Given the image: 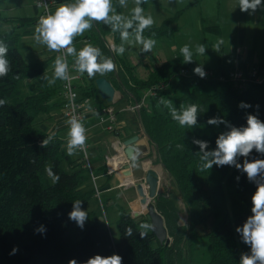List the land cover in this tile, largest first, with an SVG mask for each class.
Returning <instances> with one entry per match:
<instances>
[{"label":"trees","instance_id":"16d2710c","mask_svg":"<svg viewBox=\"0 0 264 264\" xmlns=\"http://www.w3.org/2000/svg\"><path fill=\"white\" fill-rule=\"evenodd\" d=\"M150 2L147 0L141 5L144 11ZM113 3L121 13L118 0ZM39 13L31 18L5 19L20 27L35 26ZM181 13L178 11L160 26L146 29L144 36L172 37L177 27L171 24ZM92 30L94 34L88 36L89 43L98 46L116 65L114 71L104 76L122 91L124 99L140 102L145 91L164 85L163 89H158L157 96L149 98L147 106L140 109L139 117L145 133L157 146L160 161L170 174L173 187L189 207L190 228L177 224L176 206L163 195H159L155 204L165 218L169 236L173 238L171 244L158 241L159 246L155 247V236L140 235L143 231L140 224L150 223L147 215L138 220L131 213L122 212L117 223L120 234L117 242L105 220L93 223L87 220L81 229L69 219L73 202L82 201L84 209L96 195V191L87 192L82 188L91 177L89 170L84 161L82 168L81 164L75 165L67 155L63 141L56 137L52 136L46 148L41 147V142L50 135L38 129L35 120L38 115L50 111L54 92L41 82L29 93L22 85L28 80L38 81L48 63L27 62L19 51L21 34L15 30H0V40L8 44L11 62V72L0 79V99L6 100L0 107V264H69L73 259L77 264H85L95 255L112 254L120 255L122 264H180L178 260L183 248L187 246L191 254L198 239L209 241L210 264H239L241 254L250 252V248L235 229L252 214L251 197L256 185L234 166L213 165L209 171H199V147L192 140L208 141L209 150L216 148V139L229 128L224 123L209 125V118L219 117L232 126L242 127L247 126L246 117L252 114L264 122V85H251L240 91L228 81L200 78L193 72L196 65L182 63L181 57L148 65L147 76L141 78L136 73V66L127 58L110 52L105 46L102 37L109 34L114 35L118 46L121 43L119 33L111 32L103 24L94 25ZM258 64L263 67L264 58ZM236 65L253 66L244 61ZM183 70H189L190 74L184 75ZM217 70L227 72L230 69L220 64ZM97 78L90 79L81 95L83 99L93 96ZM162 96L169 100L171 96H177L174 103L177 109L181 104L199 105L197 127H181L172 120L169 110L163 105L158 106ZM241 102L251 107L241 108ZM202 127L215 130L207 134ZM177 144L186 147L178 149ZM244 159L239 157L238 163L242 164ZM247 159H264V154L253 150ZM64 162L68 163L70 172L62 167ZM48 166L60 177L58 183H50L45 171ZM40 226L45 228L43 233L36 231ZM128 228L132 229L131 236H126ZM13 248L17 251L10 255Z\"/></svg>","mask_w":264,"mask_h":264},{"label":"clouds","instance_id":"9594fccd","mask_svg":"<svg viewBox=\"0 0 264 264\" xmlns=\"http://www.w3.org/2000/svg\"><path fill=\"white\" fill-rule=\"evenodd\" d=\"M147 0H133L134 7L130 14L125 15L117 12L113 0H69L67 3H60L54 11L40 16L34 29V40L37 44L44 46L49 52L60 53L54 59L53 76L43 78L49 85H53L57 80L68 81L70 79L68 58L73 57L72 67L80 75L87 74L89 79L96 75L104 76L116 69L114 60L106 57L101 49L91 43H85L77 50L74 41L77 37L83 36L86 31L91 30L96 24H103L110 28L111 32L119 33L121 43L117 46L110 45V49L117 55H123L126 45H139L141 53H150L156 45V40L146 38L144 32L151 28L155 20L151 14H145L142 4ZM121 8L128 7V0H118ZM237 7L241 12L254 14L258 9H264L262 0H237ZM153 36L155 33L152 34ZM220 40L214 48L216 52L220 50ZM208 48L204 44H198L195 52L185 44L179 49L183 58L182 63L194 62V55L205 56ZM175 50V46H173ZM9 47L3 40H0V79L7 77L11 72V62L8 58ZM195 75L200 78L206 76L203 64H197L193 69ZM16 78V77H14ZM75 97L76 93L71 94ZM6 104L5 99H0V107ZM84 105H88L87 111H93L90 101L85 100ZM163 105L169 110L171 119L176 121L181 127L194 128L198 122L200 106L193 103L187 106L181 104L177 109L172 100L160 98L158 106ZM83 106V105H82ZM241 108H248L251 105L241 102ZM258 108V106H257ZM224 123L229 128L221 133L216 139V148L209 150L208 141L193 139L192 143L199 147L198 169L201 172L209 171L213 165L234 166L237 170L246 174L250 182L255 183L256 190L251 197V215L242 226L235 230L240 234L242 242L249 246L250 252L242 253L239 264H264V159L249 160L247 157L255 150L264 154V122L256 115L249 114L246 117V125L235 127L228 124L222 118H209L207 124L218 126ZM67 142L66 151L69 156L75 155L78 151L87 152V129L83 122L75 115L66 120ZM53 137L50 135L41 142V147L46 148ZM178 149H184L185 144H177ZM244 157L243 163H238V158ZM135 161V157H133ZM46 173L52 182L58 183L60 177L53 173L51 166L45 168ZM239 180V177L236 178ZM69 219L74 221L78 227L84 228L88 220V212L82 209V201L73 202V208L69 213ZM143 230L141 236L153 229L150 223H141ZM36 231L43 233L44 226H40ZM132 235V229H126V236ZM13 248L10 255L15 254ZM122 257L118 254L110 256L95 255L89 258L85 264H122ZM69 264H77L75 259Z\"/></svg>","mask_w":264,"mask_h":264},{"label":"crops","instance_id":"0c3cea01","mask_svg":"<svg viewBox=\"0 0 264 264\" xmlns=\"http://www.w3.org/2000/svg\"><path fill=\"white\" fill-rule=\"evenodd\" d=\"M67 2H69V0H57L53 11L60 3ZM35 4L36 3L29 5L30 7L34 8V16L39 13V9L35 6ZM178 8L179 7H176L175 9L179 10ZM148 9L149 8L145 10V14H149ZM7 10L11 13L16 14L12 15L9 18L34 17L28 15H26V17L17 15L20 14L18 13L17 9L9 8ZM260 12L263 13V17H261ZM246 18V12H243L242 18H235L233 26L230 27L235 41L229 47V52L227 53L229 61L228 63L220 61L219 65L222 64L224 67L232 66L243 61L248 65H254L262 62L264 58V9H261V11L257 10L254 14L250 15V18L252 19V25L249 27V29L247 26L248 23L246 21ZM254 26L258 27L257 30ZM18 27L20 26L18 25ZM35 27L36 26L33 25L25 26L23 28H26L29 34H34ZM261 27L262 30L260 31ZM223 32L224 30L222 27L221 34H223ZM92 33L94 34V30L91 29L90 34L86 35L84 39L81 38V36L77 37L74 41V44L80 43L83 47L86 42L88 43V36H91ZM104 38L106 47L107 45L115 44V38L113 34H109ZM160 39H155L157 46L154 47V50L156 52L154 53L153 57L156 60L168 61L177 59L179 57L182 58L181 54L177 53V51L179 50L177 40L172 43H168L163 40V38ZM173 46H175V50H173ZM40 53L41 54L38 55L40 59L39 61L37 60L36 63L47 62V70L42 74L38 81L28 80L22 85V88L25 92L29 93L41 82L44 83L49 89L53 90L54 95L50 102V111L48 113H42L38 115L35 123L37 125V128L40 129L43 133L49 134L63 141V146L66 150L68 128L66 125V118L62 110L64 99L63 81L57 80L55 84L49 85L47 80L43 78L44 76H47L49 79L52 78L54 59L60 53L49 52L47 51V49H45L44 51L41 50ZM119 56L127 58L130 62V59L126 55V53ZM72 65L70 67L69 64L70 75L72 74L71 76L78 77L74 79L79 81V84H75V86L77 87L79 94L83 95V91L90 79L88 78L86 73L84 75H80L79 73H77L76 75V71L72 67ZM92 97H94L96 101L93 104H90V107L91 109H93V111H87L88 105H85L86 117L84 124L88 132L87 153L91 163L92 171L96 176V182H94L93 179L89 177L82 188L84 191L92 192L96 191L97 186L100 191V200L98 199L97 195H95L93 199L87 205H85L83 210H86L88 212L89 218L92 215V223L95 221H100L103 215L102 210L103 212H105L106 217H109V215H111L113 220L117 223L122 212L131 213L133 217L138 220L145 219V210L137 195V191L133 182L135 184L140 182L141 179L145 176L146 170L150 168H154L155 170H157L161 177L162 170L165 169H163L161 165L162 163L159 158L157 146L148 138L147 134L145 133L143 125L140 121L139 112L133 113L131 111L125 110L126 107L133 102L130 99H124L121 90L116 88V100L115 102H113L117 113L118 132L116 133L107 131L105 126L101 125L99 121L98 110L102 106H105L109 103L100 96L98 90L94 92ZM89 100L91 103V97L89 98ZM134 136H139L140 141L136 146V159L135 161H132L130 163L133 176L126 177L124 176V166L128 164V162H126V160H124L122 157L125 156L123 143ZM106 156H113V160L111 161L109 166L106 164ZM69 157L72 161L75 162V165L81 164L80 167L82 168L83 154L80 151H78L75 155ZM115 159L117 161V167L113 168L112 164L114 163ZM157 160L158 163H156ZM64 165H66L65 170L67 172H70L71 170L68 163L64 162L62 164L63 168ZM100 201L104 206L103 208L101 207Z\"/></svg>","mask_w":264,"mask_h":264},{"label":"rangeland","instance_id":"374dc122","mask_svg":"<svg viewBox=\"0 0 264 264\" xmlns=\"http://www.w3.org/2000/svg\"><path fill=\"white\" fill-rule=\"evenodd\" d=\"M34 3H36V0L0 1V30L2 32L15 30L17 33L21 34L19 51L22 53L24 59L31 63H36L37 60L39 61L40 57L38 55L41 54V50L44 51L46 48L35 42L33 38L34 34H25L27 32L26 28L18 27L17 24L12 23L5 18L16 15L15 13L9 12L7 10L9 8L17 9L18 13H20L17 15H22L25 17L26 15L34 16V8L29 6ZM132 7H134L133 0H128V7L122 8L121 13L125 15L130 14ZM176 7H179V10L175 9ZM37 8L39 11H41L39 6ZM148 8L149 14H151L155 20L154 25L157 26L162 25L165 20L174 17L178 11H182L178 20L171 24L172 27H177V32H175L172 37H163V40L168 43H172L177 40L178 49H180L185 44H188L192 48L193 52H195L196 45L204 44L208 48L206 50L205 56L194 55V65L197 66V64H203L204 69H217L219 67L220 61L228 63L229 59L227 57V53L229 52V47L235 41L230 27L233 26L235 18H242L243 14L239 7H237V0H151ZM258 10L261 11V9ZM246 16V21L248 23L247 26L249 29V27L252 25V19L250 18V14L248 12H246ZM261 17H263V13H261ZM222 27L224 30L223 34H221ZM254 27L257 30L258 27ZM217 28H219V32L215 30ZM261 30L262 27L260 28V31ZM88 34H90V30L86 31L84 35L81 36V38L84 39V37ZM220 40H223V43L220 44L219 52H216L214 45H216ZM75 47L77 50H79L82 48V44L77 43L75 44ZM125 47L126 55L129 57L131 64L136 66V73L141 78H145L147 76L148 65L160 63L153 57L154 53L156 52L154 48L150 53H141V46L139 45H126ZM110 52L112 51L110 50ZM177 53H180L179 50ZM73 62L74 58L69 57L68 63L70 64V67ZM225 68L233 71L236 66L234 64L232 66H225ZM75 74L77 75V72ZM73 83L77 85L79 84V81L73 80ZM176 97L177 96H171L170 98V100L173 101V104L175 103ZM91 101L92 102L90 104H93L96 100L94 97H91ZM160 109L162 110V107H160ZM195 127H197V125ZM202 130L207 134H212L215 128L202 127ZM64 169H66V165H64ZM49 180L50 183L53 184L52 180ZM172 186L171 177L165 170H162L159 195L169 198L170 201L174 203L178 215L177 224L180 227L189 229V207L175 187L172 189ZM102 214V218H104L105 222L107 223L113 239L116 242L119 241L120 234L117 222L113 220L111 215L106 217V214L103 212V210ZM91 216L89 218V223H92ZM147 235L155 236L153 229L149 230ZM153 245L155 247L159 246L156 236L155 240H153ZM178 263L210 264L209 241L207 239L196 240L194 250L191 252V254L189 253L187 246L184 247L181 259L178 260Z\"/></svg>","mask_w":264,"mask_h":264},{"label":"built area","instance_id":"2783aa9c","mask_svg":"<svg viewBox=\"0 0 264 264\" xmlns=\"http://www.w3.org/2000/svg\"><path fill=\"white\" fill-rule=\"evenodd\" d=\"M56 3L57 0H36L37 6L41 8V11L38 16V20L40 16L46 15L48 14V12L53 11V8L56 5ZM102 38L105 42V38L104 37ZM89 42L90 41L88 40V43ZM107 47L109 50H111L110 45H107ZM204 70L206 72V76L203 79L214 78L223 82L228 81L234 86V88L240 91L247 90L251 85H264V66L262 67L259 64H255L253 66H247V67H241L240 65H236V68L233 71L229 70L227 72H220L217 69H204ZM182 73L184 75H189L190 71L183 70ZM75 78L78 77L77 76L73 77L70 75V79L68 81H63L64 99H63L62 110L66 120L69 119L71 116L75 115L84 124L86 117V109H85L84 101L85 100L89 101V98L83 99L82 96L79 94L77 87L73 83V80ZM163 88L164 85L160 84L153 87L152 89L145 91L140 102H136L128 105L125 110L131 111L133 113L139 112L142 107L147 106V101L149 100V98L156 97L158 89H163ZM73 92L76 93L75 97L71 95ZM98 113H99L100 124L104 125L107 131L111 133L118 132L117 113L113 103L102 106L98 110ZM86 135L88 141V132L86 133ZM87 149H88V143H87ZM82 154H83V161L85 162V167L89 170L90 176L93 179V181L96 182V176L92 171L88 153L82 152ZM112 160H113V156H106V164L108 166L110 165ZM96 195L100 200V191L97 186H96ZM101 207L102 208L104 207L102 202H101Z\"/></svg>","mask_w":264,"mask_h":264},{"label":"water","instance_id":"95a60500","mask_svg":"<svg viewBox=\"0 0 264 264\" xmlns=\"http://www.w3.org/2000/svg\"><path fill=\"white\" fill-rule=\"evenodd\" d=\"M96 76H98V78L96 79L95 82L100 96L108 103L115 102L116 88L113 85V83L106 76H100V75H96ZM139 141H140V137L134 136L132 138H129L123 143L125 160L126 162H128V164L124 166L125 167L124 176L126 177L133 176L130 163L133 161V157H135L136 159V146ZM161 165L166 170L165 166L163 164ZM160 183H161V177L157 172V170H155L154 168H150L146 170V174L141 179L140 182L136 184L133 182L137 191V195L143 205V208L144 210H146V215L150 219V224L153 225V232L157 240L161 244H171L173 241L172 238L169 236L165 218L157 210L155 204L156 199L159 197ZM102 221H104V218L100 219V222Z\"/></svg>","mask_w":264,"mask_h":264},{"label":"bare ground","instance_id":"6f19581e","mask_svg":"<svg viewBox=\"0 0 264 264\" xmlns=\"http://www.w3.org/2000/svg\"><path fill=\"white\" fill-rule=\"evenodd\" d=\"M125 155V154H124ZM123 157V159L125 160V156H122ZM117 161H116V159H115V161H114V163L112 164V166H113V168H116L117 167ZM132 182H133V180H132Z\"/></svg>","mask_w":264,"mask_h":264}]
</instances>
